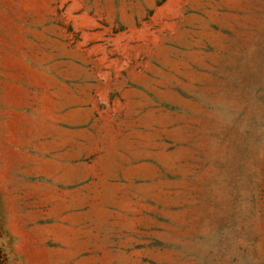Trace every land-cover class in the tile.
Returning a JSON list of instances; mask_svg holds the SVG:
<instances>
[{
    "label": "rangeland",
    "instance_id": "1",
    "mask_svg": "<svg viewBox=\"0 0 264 264\" xmlns=\"http://www.w3.org/2000/svg\"><path fill=\"white\" fill-rule=\"evenodd\" d=\"M4 264H264V0H0Z\"/></svg>",
    "mask_w": 264,
    "mask_h": 264
},
{
    "label": "trees",
    "instance_id": "2",
    "mask_svg": "<svg viewBox=\"0 0 264 264\" xmlns=\"http://www.w3.org/2000/svg\"><path fill=\"white\" fill-rule=\"evenodd\" d=\"M0 264H4L2 261L1 251H0Z\"/></svg>",
    "mask_w": 264,
    "mask_h": 264
}]
</instances>
